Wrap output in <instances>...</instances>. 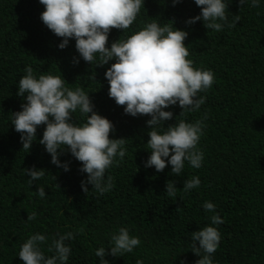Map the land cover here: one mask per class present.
Returning a JSON list of instances; mask_svg holds the SVG:
<instances>
[{"label": "trees", "instance_id": "trees-1", "mask_svg": "<svg viewBox=\"0 0 264 264\" xmlns=\"http://www.w3.org/2000/svg\"><path fill=\"white\" fill-rule=\"evenodd\" d=\"M45 10L39 0H0V264H23L18 257L21 245L34 234L48 238L72 232L66 241L71 248L68 264H100L95 251L111 247V234L127 227L141 243L131 253L105 256L109 264H196L200 257L192 251L191 233L211 223L212 213L203 203L211 201L223 221L217 225L221 240L212 255L213 264H264V0L259 6L240 5L229 0V21L239 16L233 27L220 32L208 30L203 21L188 25L201 7L194 0H145L129 29L112 28L107 46L126 39L147 22L156 20L186 30L189 59L194 67L210 69L214 83L199 95L205 103L195 111L177 104L165 110L179 120L203 121L198 148L204 153L202 167L193 169L185 162L181 175L171 173V165L157 172L145 167L150 156L148 115L131 116L109 97L105 71L115 60L99 65L79 58L75 39L60 49L56 36L41 21ZM79 58V63L75 59ZM31 66L39 74L60 75L69 88L88 92L94 110L112 121L110 138H125L126 155L107 170L112 190L98 195L89 184L84 192L81 181L87 174L81 162L65 150L60 160L70 162L64 171L51 163L45 146L39 143L46 125L37 128L30 151L23 150L20 133L11 122L26 100L17 95L18 82ZM94 74V79L90 76ZM77 111L72 120L83 122ZM59 151V150H58ZM36 166L45 175L33 184L26 168ZM193 176L200 186L184 191V182ZM168 181L176 184L175 196L166 192ZM43 186L46 196L37 189ZM37 213L33 221L28 215Z\"/></svg>", "mask_w": 264, "mask_h": 264}, {"label": "clouds", "instance_id": "clouds-1", "mask_svg": "<svg viewBox=\"0 0 264 264\" xmlns=\"http://www.w3.org/2000/svg\"><path fill=\"white\" fill-rule=\"evenodd\" d=\"M45 10L40 19L56 36L62 37L60 49L75 39L79 58L99 65L115 60L105 71L109 83V97L117 105L125 106L124 112L131 116L148 115L150 139L147 149L150 156L145 167H154L157 172L171 165V173L181 175L185 162L193 169L202 167L204 153L198 148L203 135V121L188 122L179 120L165 127V122L173 118V112L165 110L179 105L183 111H195L205 103V96L199 95L210 89L214 83V73L210 69L194 67L189 59V50L185 39L186 30L172 24H162L153 20L147 22L138 31L126 39H119L107 46L112 28L129 29L136 21L145 0H39ZM180 0H172L173 5ZM201 11L189 18L186 24L203 21L208 30L222 31L233 27L239 16L229 21L227 9L229 0H194ZM251 3L259 6L261 0H239L240 5ZM79 58L75 63H79ZM25 75L18 82L17 95L26 100L22 110L13 113L11 122L15 131L20 133L23 150L30 151L37 139V128L46 125L39 143L51 156V163L64 171L70 170V162L60 160L67 150L81 162L80 171L86 173L81 181L84 192H89L91 184L98 195L112 190L113 181L107 170L123 161L126 155L125 138H110L114 125L107 117L95 111L88 92L81 87L69 88L60 75L39 74L29 65ZM94 79V74L90 76ZM79 112L83 122L72 120ZM59 150V151H58ZM30 177L29 184L44 177V169L36 166L25 169ZM200 178L193 176L184 182V191L200 186ZM37 195L46 196L43 186H39ZM165 192L175 196L176 184L168 181ZM205 211L212 213L211 223L191 233L192 251L200 259L196 264H213L212 255L219 247L221 234L216 227L223 223L211 201L203 203ZM36 212L28 215L27 221H33ZM75 238L67 232L57 234L48 246L51 256L45 254L43 246L48 238L39 232L30 235L21 245L18 257L23 264H68L71 248L65 242ZM141 243L137 236L131 235L127 227H119L111 234L110 253L122 256L131 253ZM108 248V249H109ZM108 249L100 247L95 255L100 264H109L105 259ZM136 264H144L137 259Z\"/></svg>", "mask_w": 264, "mask_h": 264}]
</instances>
